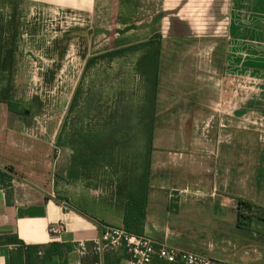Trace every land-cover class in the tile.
<instances>
[{
  "label": "crops",
  "instance_id": "0c3cea01",
  "mask_svg": "<svg viewBox=\"0 0 264 264\" xmlns=\"http://www.w3.org/2000/svg\"><path fill=\"white\" fill-rule=\"evenodd\" d=\"M221 1L230 3L223 78L236 84L220 91L215 115L212 105L202 113L206 92L197 93L195 112L184 122L177 117L182 102L166 111L158 103L142 235L228 264H264V123H245L240 112L245 101L241 81H264V0ZM23 5L90 17L97 0H15L8 98L24 108L16 101ZM23 116L0 100V165L14 169L9 185L0 184V264H127L130 254L124 245L99 254L93 243L103 224H124V207L116 214L93 213L46 186L38 159L44 144L20 136L26 127ZM208 116H216L217 125L203 138L198 127ZM240 199L253 204L245 211L252 216L248 227L238 224ZM59 222L66 228L54 238L50 226ZM150 264L181 263L155 258Z\"/></svg>",
  "mask_w": 264,
  "mask_h": 264
},
{
  "label": "rangeland",
  "instance_id": "374dc122",
  "mask_svg": "<svg viewBox=\"0 0 264 264\" xmlns=\"http://www.w3.org/2000/svg\"><path fill=\"white\" fill-rule=\"evenodd\" d=\"M14 2L0 0L3 37L7 36ZM229 7V2L221 0H97L96 12L88 17L23 5L19 10L21 66L16 72V101L28 110L21 117L26 127L20 136L44 144L38 150L42 162L39 172L44 176L41 181L88 211L118 213L125 205L118 174L122 169V173L133 167L139 169V162L148 151L145 139L131 137L127 132L131 121L126 116L145 95L140 63L146 50L127 51L113 60L97 58L90 64L88 59L156 38L161 45L157 108L160 103L161 110L166 111L165 108L182 102V115L177 117L184 122L195 112L197 93L206 92L207 104L199 106L206 113L212 105L215 115L220 111V91H230L236 84L223 78L222 49L227 39ZM79 84L82 96L77 111L81 123L77 126H93L118 105L125 116L114 161L98 163L70 176L73 150L58 146L57 140ZM241 84L245 97L240 110L245 113L243 121L264 123V81L245 79ZM90 95L94 109L86 114L85 101ZM169 118L173 121V117ZM202 119L198 134L205 138L210 133L208 128H214L217 122L216 116ZM62 139L66 141L65 137ZM118 164L124 168L115 172Z\"/></svg>",
  "mask_w": 264,
  "mask_h": 264
},
{
  "label": "trees",
  "instance_id": "16d2710c",
  "mask_svg": "<svg viewBox=\"0 0 264 264\" xmlns=\"http://www.w3.org/2000/svg\"><path fill=\"white\" fill-rule=\"evenodd\" d=\"M15 37L16 16L14 2V12L8 23L7 36L3 37V35H0V100L6 101L10 110L14 111V108H16V113L23 115L26 110L22 105L13 103L8 98L10 89L9 76L13 64ZM138 49L146 50L140 63V74L144 83L143 89L145 90V95L139 102L134 103L133 109H131L132 111L126 114L131 121V126L127 132L131 137L145 139L147 144H149L148 151L139 162V169L133 167L131 170L122 173L124 172V169H122L124 166L118 164L115 172L122 169L118 174L117 181L119 188L123 191V200L125 202L124 226L133 233L142 234L147 207L151 152L156 126L161 45L156 38H151L147 41L109 50L93 56L88 59V64L97 58L113 60V58L121 56L127 51ZM81 96V84H79L73 95L67 118L58 138L59 146H70L73 150L69 168L70 176H75L82 170L96 167L98 163H103L104 165L113 162L115 154L120 147L123 134L121 121L125 115L120 105H118L116 110L111 111L91 127H85L82 124L77 126L80 121L77 107ZM93 101L94 98L91 95L85 101L84 109H86V114L92 113L94 109ZM64 137L66 141H63L62 138ZM7 169L12 173L14 172V169L11 167H7ZM11 178L12 175L10 173L6 171L1 172L0 184L2 183L3 186H8ZM237 207L238 224L243 227H248L252 216L248 215L245 211L253 209V204L240 199L238 200Z\"/></svg>",
  "mask_w": 264,
  "mask_h": 264
},
{
  "label": "built area",
  "instance_id": "2783aa9c",
  "mask_svg": "<svg viewBox=\"0 0 264 264\" xmlns=\"http://www.w3.org/2000/svg\"><path fill=\"white\" fill-rule=\"evenodd\" d=\"M8 171L7 167L0 165V173ZM61 222L50 226V232L54 238L60 236L65 230ZM95 251L99 254L119 247L125 246L130 254L127 264H150L155 258L168 263L181 264H228L222 260L212 258L204 253L182 250L168 245L164 241L155 240L142 234L129 231L124 224H103L102 231L94 240ZM82 248L85 242H79ZM41 253V251H40Z\"/></svg>",
  "mask_w": 264,
  "mask_h": 264
}]
</instances>
